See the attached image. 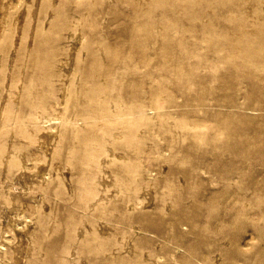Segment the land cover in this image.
<instances>
[{
	"label": "rangeland",
	"instance_id": "rangeland-1",
	"mask_svg": "<svg viewBox=\"0 0 264 264\" xmlns=\"http://www.w3.org/2000/svg\"><path fill=\"white\" fill-rule=\"evenodd\" d=\"M40 32L33 95L0 91V264H264V0H0Z\"/></svg>",
	"mask_w": 264,
	"mask_h": 264
},
{
	"label": "bare ground",
	"instance_id": "bare-ground-1",
	"mask_svg": "<svg viewBox=\"0 0 264 264\" xmlns=\"http://www.w3.org/2000/svg\"><path fill=\"white\" fill-rule=\"evenodd\" d=\"M25 40L27 44L23 43ZM46 40L47 38L45 39L44 35L40 32V33H36V35L34 36V38H32V40L30 38L29 40L25 38L24 40L20 41L19 47L17 44L11 46V44L9 43L10 36L2 35L0 33V89H1L0 91L4 90L6 91L7 96L11 94V96L15 98H21L25 95H28V92L31 91L32 85L34 86V77L33 75H30V73L26 72L25 69L33 68L34 70L41 72L42 68L45 67L44 61L46 56L44 55H46V52L43 51V47H46L47 45V42H45ZM34 47H40V49L38 48L37 51L36 50L33 51L31 55L28 56L27 59L25 58L24 61L21 62L20 65L18 63V60H16V62L12 61L13 52H11L12 59L7 58L6 56V54L9 52L10 49L34 48ZM15 63H16V67L14 71H12ZM34 70L28 69L29 72L30 71L32 72ZM37 78L36 80H38ZM30 94L33 95L32 92L31 93L29 92V95ZM44 121L48 123V125H51L56 122L54 121V117L47 118ZM88 202H89L88 203L89 206L93 204L92 199L89 200Z\"/></svg>",
	"mask_w": 264,
	"mask_h": 264
}]
</instances>
